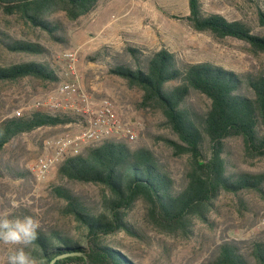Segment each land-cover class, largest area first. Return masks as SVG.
Returning <instances> with one entry per match:
<instances>
[{
	"label": "rangeland",
	"instance_id": "1",
	"mask_svg": "<svg viewBox=\"0 0 264 264\" xmlns=\"http://www.w3.org/2000/svg\"><path fill=\"white\" fill-rule=\"evenodd\" d=\"M199 2L204 14L240 21L251 34L262 31L258 12L264 13V0ZM187 12V0H99L91 13L75 21L66 20L60 12L51 13L48 19L59 22L61 27L56 34L59 41H56L17 15L0 10V32L8 39L39 43L45 49L41 55H28L10 52L0 43V66L39 62L48 65L57 77L47 82L23 78L13 83H0V120L11 117L16 110L23 113L37 109V102L42 106L38 109L45 110L52 101L61 106L81 105L75 95L58 94L63 81H72L78 93L86 95L91 105L103 99L111 101L118 118L132 125L135 132V140L124 143L130 148H147L174 180L175 186H181L185 181L187 157L173 156L165 145V139L175 140V136L165 126L162 114L139 109L141 92L127 88L125 82L109 70L115 65L133 67V60L126 51L127 47H133L142 55L165 48L181 62H207L240 75L264 71V54L254 53L239 40L215 39L208 33L195 32L184 19ZM67 52L74 53L73 77L66 71L64 55ZM186 105L203 114L209 101L191 91ZM66 112L78 116L73 111ZM82 123L81 118L76 123L38 128L5 145L0 152V216L5 213L9 218L31 216L39 222L37 231L78 236V223L65 210V202L52 190L64 188L85 206L98 210L102 188L58 178L56 168L60 163L41 179L35 178L32 170L37 159L51 151L46 142L76 136ZM225 144L230 172L264 173V157L248 156L240 139H228ZM84 146L80 144V150ZM126 220L135 235L116 232L106 242L123 250L133 264H211L217 247L225 242L235 245L249 258L252 243H264V198L254 192L218 195L208 214V223L195 222L187 237L151 229L143 219V207L139 203L128 212ZM21 248L29 255V245L6 244L0 240V264H8V257Z\"/></svg>",
	"mask_w": 264,
	"mask_h": 264
},
{
	"label": "trees",
	"instance_id": "2",
	"mask_svg": "<svg viewBox=\"0 0 264 264\" xmlns=\"http://www.w3.org/2000/svg\"><path fill=\"white\" fill-rule=\"evenodd\" d=\"M98 1L0 0V10L17 15L32 28L59 41L56 34L61 31L60 23L48 19L49 15L60 12L66 20L75 21L91 13ZM187 10L184 19L195 32L208 33L215 39L239 40L254 53L264 54V13L258 12L261 33L251 34L240 21L204 14L199 0H187ZM0 43L10 52H45L39 43L10 40L2 32ZM126 51L133 67L115 65L109 73L122 79L127 88L141 92L139 109L162 114L165 126L175 136V140L165 139V145L173 156L187 157L185 181L176 187L147 148H130L110 139L84 146L60 162L56 175L68 182L101 187L99 209L85 206L64 188H53L80 230L77 237L37 231L27 250L34 264H49L52 260L53 264H133L123 250L106 239L116 232L135 235L126 216L136 203L142 205L143 219L151 229L187 237L195 222L208 223V214L221 193L254 192L264 198V173L230 172L225 150L228 139L238 138L248 156L264 157V71L240 75L207 62L185 63L165 48L149 55H142L133 47ZM23 78L57 80L44 63L0 66V83ZM191 91L209 101L203 114L186 105ZM79 119L67 112L41 108L4 118L0 120V152L19 135ZM211 264H264V243L253 242L249 258L235 245L222 243Z\"/></svg>",
	"mask_w": 264,
	"mask_h": 264
},
{
	"label": "built area",
	"instance_id": "3",
	"mask_svg": "<svg viewBox=\"0 0 264 264\" xmlns=\"http://www.w3.org/2000/svg\"><path fill=\"white\" fill-rule=\"evenodd\" d=\"M66 71L73 77L75 73V59L73 52H67ZM58 94H71L78 97L81 105H65L61 106L57 101H52L48 108L50 112H66L73 111L82 118V125L76 136H65L46 142L45 144L51 148V151L41 155L34 164L33 175L37 179H41L47 172L62 162L67 156L75 155L81 150L80 144L92 145L105 139L114 140L116 142H133L135 140V132L132 125L123 123L116 115L111 101L103 99L97 105H91L86 95L78 93V87L72 81H63L58 87ZM36 107H42L39 102ZM19 110L13 112L12 116H20Z\"/></svg>",
	"mask_w": 264,
	"mask_h": 264
},
{
	"label": "clouds",
	"instance_id": "4",
	"mask_svg": "<svg viewBox=\"0 0 264 264\" xmlns=\"http://www.w3.org/2000/svg\"><path fill=\"white\" fill-rule=\"evenodd\" d=\"M39 222L31 216L9 218L5 213L0 216V240L6 244L29 245L37 237ZM8 264H34V261L21 248L8 257Z\"/></svg>",
	"mask_w": 264,
	"mask_h": 264
},
{
	"label": "water",
	"instance_id": "5",
	"mask_svg": "<svg viewBox=\"0 0 264 264\" xmlns=\"http://www.w3.org/2000/svg\"><path fill=\"white\" fill-rule=\"evenodd\" d=\"M53 261H54V260L50 261L49 264H53Z\"/></svg>",
	"mask_w": 264,
	"mask_h": 264
}]
</instances>
